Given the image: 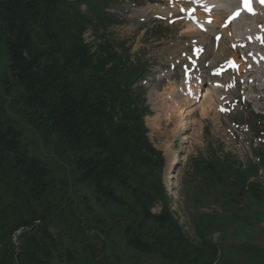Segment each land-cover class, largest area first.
<instances>
[{
    "label": "trees",
    "instance_id": "1",
    "mask_svg": "<svg viewBox=\"0 0 264 264\" xmlns=\"http://www.w3.org/2000/svg\"><path fill=\"white\" fill-rule=\"evenodd\" d=\"M106 5L0 0V264H228L209 237L224 222L199 216L194 242L171 212L144 123L147 63L121 40L85 41L111 22ZM222 162L196 163L212 177L194 201L226 194L234 209L240 190L264 206L254 167ZM241 220L245 240L227 248L249 264L262 248Z\"/></svg>",
    "mask_w": 264,
    "mask_h": 264
},
{
    "label": "rangeland",
    "instance_id": "2",
    "mask_svg": "<svg viewBox=\"0 0 264 264\" xmlns=\"http://www.w3.org/2000/svg\"><path fill=\"white\" fill-rule=\"evenodd\" d=\"M215 1L218 2L217 5L223 6L230 0H223L224 3L222 0ZM157 2L165 4L170 0H154L153 4L148 0H112L104 9V12L111 16V22L98 26L97 33L94 29H88L84 37L90 43L98 42L101 39V34L109 41L121 40L130 47L131 53H135L149 62L151 70L144 84L145 98L150 110L144 117L148 128V137L164 159L163 180L166 183L173 215L185 233L194 242H197L195 228L200 214L202 212L214 213L218 208L216 200H211L212 202L202 208L194 207L192 197L193 195L197 196L200 192L196 191L194 187L199 185L204 174H208V171L203 172L196 168L197 162H202L208 169V165L212 164L214 160L227 156L231 161L254 167L258 181L264 185V172L259 169L260 158L264 155V74L259 72V63L252 72L249 73L248 69L254 55L264 57V46L260 50L256 47L257 44H245L247 37L255 36L259 32L256 23L263 25L264 7L258 8L254 13L259 15L255 21L250 22L249 18L247 22L250 24H247L245 29L240 30L241 22L238 23L239 20H234L232 22L233 29L225 27L224 33L228 37L223 34L220 40L215 41L214 34L221 32L219 27L211 30L210 34L200 33L197 36V30L189 34L187 30L189 23L183 13L180 14L179 8L176 12L165 14L168 9ZM201 2L211 3L212 0H202ZM233 3L234 1L226 7L228 9L225 8V11L213 13L216 16L213 20L216 26H219V19H222L220 17L227 15L226 12L232 5L234 8L238 6V0ZM195 10L197 15L199 13L205 17L208 14L198 8L194 9L193 14H195ZM174 18H179V20L171 21ZM245 20V18L242 19L244 27ZM237 27H239L238 41L229 35L231 30L234 32ZM192 28L194 27L192 26ZM231 42H234L232 44L236 43L234 48ZM204 43L210 44L212 49L209 47L207 50L208 47ZM218 45L223 47L222 50L224 49L222 51L223 58L217 56L220 54L214 49ZM203 50L204 53H202ZM196 54L200 56L197 62L201 66L203 62H206L207 56L218 57L216 61H211V59L207 61H211V64L216 63L213 69L217 74L213 73V79L225 83V90L221 92L217 100L215 99V103L206 116L200 114V106L204 104V101L201 99V103L195 102V105L191 106L192 99L184 95L185 89H189H183L184 83H193L188 81L187 77H190L191 73H197L196 70L191 71L193 67H190L192 58ZM232 60L236 63L240 61L243 64L239 72L228 68V61ZM194 87L190 86L189 88L194 92ZM171 91L174 96L173 100L182 106L181 112L184 109L183 114H187L186 125L179 130L175 127L174 116L169 118V107L172 105L169 99ZM221 97L223 101L220 99ZM206 99L208 102L210 98ZM188 110L195 112L191 115ZM170 152L171 154L178 152L177 163H172ZM168 175L170 180L165 178ZM211 193L215 192L211 189ZM260 208L262 207L251 206L244 212L250 216L251 210ZM154 211L156 212L157 208ZM227 212L230 214L226 210H223L222 214L229 221L233 218L229 217ZM248 220L251 221V218ZM253 223L255 226L251 230H247L246 234L251 242L259 246L264 245V222L254 221ZM238 224L248 229L246 221L241 220ZM237 228L239 227L235 221L228 222L225 234L217 243L221 251L228 246L231 247L229 240L237 239L240 232H236ZM113 239L117 241L119 237H113ZM227 250L228 252L225 254L229 257L228 264L237 262L243 264L244 259H249L243 252L237 253L236 250L228 248ZM261 252L263 254L261 259L253 257L249 264H264V246ZM139 256L143 264H156L154 258Z\"/></svg>",
    "mask_w": 264,
    "mask_h": 264
},
{
    "label": "bare ground",
    "instance_id": "3",
    "mask_svg": "<svg viewBox=\"0 0 264 264\" xmlns=\"http://www.w3.org/2000/svg\"><path fill=\"white\" fill-rule=\"evenodd\" d=\"M234 1V3H235V0H230L229 2H227L226 4H223V6H220V5H217V6H213L212 8L213 9H215V10H212V12H211V14L213 15V13H216V12H220V11H225V8L228 6V5H230L232 2ZM186 3V2H185ZM209 2H207L206 4H208ZM212 3H215V4H217L218 2L217 1H215V0H212ZM222 3H224V1L222 0ZM233 3V4H234ZM259 6H260V4H258ZM262 7H264V6H262ZM226 9H228V8H226ZM230 9H232V6L230 7ZM229 9V10H230ZM176 12V11H175ZM203 12V11H202ZM228 12V11H227ZM226 12V13H227ZM208 15V14H207ZM198 16L200 17V18H204V16H202V15H200L199 13H198ZM226 16V15H225ZM244 17L245 16H241V15H239L237 18H235V19H233L230 23V28L231 29H233L232 27H233V24H232V22L234 21V20H239L238 21V23L239 22H241V24H240V26H241V29L240 30H243V29H245L246 27H247V24H250V22H252V21H255V18H256V16L255 17H251L250 18V22H246V25H245V27L244 26H242V19H244ZM222 20V19H221ZM221 22V21H220ZM188 24V23H187ZM256 26H257V23H256ZM211 27V26H210ZM187 30L189 31L188 33L189 34H191V32H194V31H196V29L195 28H192V25H190V24H188L187 25ZM210 30V29H209ZM222 33L224 34V36L226 35L227 36V34H225L224 33V31H225V26H223L222 27ZM238 30H239V27H237L236 29H235V31L233 32V30H231V32L229 33V35H230V37H234V39L235 40H238V36H237V32H238ZM198 31V30H197ZM187 32V31H186ZM209 32H211V30L209 31ZM209 32H207V33H209ZM188 33H186V34H188ZM201 32H199L198 31V33H197V36H199V34H200ZM196 35V34H195ZM228 37V36H227ZM232 43H234V42H231V44ZM204 44H206L205 46L206 47H208L207 48V50H209V47L211 48V46H210V44L209 45H207V43H204ZM223 48V47H222ZM222 48H221V46H219L218 45V47H215L214 49L216 50V51H218L219 52V54L220 55H217V56H220L221 58H223L222 57V51L224 50H222ZM212 49V48H211ZM210 49V50H211ZM205 52V51H204ZM207 53V52H206ZM250 55V54H249ZM218 57H213V58H211L210 57V55L209 56H207V58L205 59L206 60V62L208 63L207 64V66L205 67V63L206 62H203L202 63V66H201V68H199L198 69V74H196V78H195V80L194 81H196V84H195V87H194V92L193 91H191V89L189 88L190 86H193L194 84H191V83H184V87H183V89L184 88H188L189 90V92H187V89H185V91H186V93L184 92V95H187L188 96V98H190V95L192 94V96H191V99H192V101H191V106H194L195 105V101H196V99L194 98V95H195V92H196V97L198 98V96L200 97L199 99H198V101H197V103L198 102H200L201 101V99L204 101V104H201V108H200V114L202 115V116H206L207 114H208V112H209V109L213 106V104L215 103V99L217 100V98H219L220 97V95H221V92H223L222 90L224 89L223 88V85L224 84H219V83H217L216 81V79H213V77L211 76V74H210V69H212L213 67H215V65H216V63H212L211 64V61H216V59H217ZM211 59V61L210 62H208L207 60H210ZM222 60V59H221ZM263 61V60H262ZM238 63V68H237V72H239L241 69H242V67H243V64H241L240 63V61L239 62H237ZM211 64V65H210ZM203 65H204V68H202L203 67ZM210 65V66H209ZM206 68H209V69H206ZM233 71V70H232ZM250 73V72H249ZM189 81V80H188ZM199 84H198V83ZM201 82H204V83H207L208 85H207V87H200V83ZM190 85V86H189ZM202 86V85H201ZM195 88H197L196 90H195ZM183 92V91H182ZM181 92V93H182ZM178 97H179V95H177ZM207 97H209L210 99H209V101L207 102ZM173 98H174V96H173V94H172V91L170 92V97H169V99H170V102L172 103V105H170V107H169V118H171V117H173L174 116V119L176 120V122H175V127H176V129L177 130H179L180 128H182V127H184L185 125H186V119H185V117H186V115L187 114H183V111H184V109H183V111L181 112V110H182V106H181V104H179V103H177L175 100H173ZM205 99V100H204ZM183 100V99H182ZM181 100V101H182ZM179 101V100H178ZM201 103V102H200ZM189 111V113H191V115H192V113L194 114V112L195 111H193V110H188ZM188 113V114H189ZM167 114H168V112H167ZM182 114V115H181ZM168 116V115H167ZM184 139H186V138H184ZM175 154L174 153H172L171 154V152H170V158L172 159V163L174 164V163H177V161H178V158H177V156H174Z\"/></svg>",
    "mask_w": 264,
    "mask_h": 264
},
{
    "label": "snow or ice",
    "instance_id": "4",
    "mask_svg": "<svg viewBox=\"0 0 264 264\" xmlns=\"http://www.w3.org/2000/svg\"><path fill=\"white\" fill-rule=\"evenodd\" d=\"M260 2H261L262 4H264V0H260ZM244 5H245V7L247 8V10H248L249 12H253V9L251 8V0H244ZM239 15H240V12L237 11L236 13L233 14V16H230V17L228 18V22L230 23L231 20L235 19V18L238 17ZM224 26L226 27V26H227V23H226Z\"/></svg>",
    "mask_w": 264,
    "mask_h": 264
},
{
    "label": "water",
    "instance_id": "5",
    "mask_svg": "<svg viewBox=\"0 0 264 264\" xmlns=\"http://www.w3.org/2000/svg\"><path fill=\"white\" fill-rule=\"evenodd\" d=\"M260 167L264 170V156H262V158H261V160H260ZM219 236H220V234L219 233H215L214 235H213V241L214 242H217L218 240H219Z\"/></svg>",
    "mask_w": 264,
    "mask_h": 264
}]
</instances>
